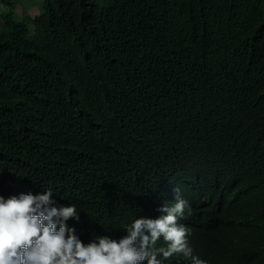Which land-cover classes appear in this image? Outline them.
<instances>
[{
	"label": "trees",
	"instance_id": "1",
	"mask_svg": "<svg viewBox=\"0 0 264 264\" xmlns=\"http://www.w3.org/2000/svg\"><path fill=\"white\" fill-rule=\"evenodd\" d=\"M5 2L0 264H264V0Z\"/></svg>",
	"mask_w": 264,
	"mask_h": 264
},
{
	"label": "clouds",
	"instance_id": "2",
	"mask_svg": "<svg viewBox=\"0 0 264 264\" xmlns=\"http://www.w3.org/2000/svg\"><path fill=\"white\" fill-rule=\"evenodd\" d=\"M40 7V5H39ZM40 8L38 12L35 15H32L27 9L25 12L21 13L20 16L16 15L17 17H22L23 14H28L31 17H35L39 15ZM180 207L178 204V201L176 199H161L158 198L157 203L154 207H151L152 212H150L147 209V212L149 215H146V222H148V236L152 240H158L162 234V232H159V228L163 225H168V222L170 221L173 226L175 224L172 222V219L178 217V212H180Z\"/></svg>",
	"mask_w": 264,
	"mask_h": 264
},
{
	"label": "rangeland",
	"instance_id": "3",
	"mask_svg": "<svg viewBox=\"0 0 264 264\" xmlns=\"http://www.w3.org/2000/svg\"><path fill=\"white\" fill-rule=\"evenodd\" d=\"M10 2H13V4H16L15 6V13L16 15L20 16L21 13L25 12L27 8L31 10V12H34V9L36 8L37 12L39 10V5L41 0H7ZM10 5L8 3H4V0H0V18L1 14L4 13L7 10V7Z\"/></svg>",
	"mask_w": 264,
	"mask_h": 264
},
{
	"label": "crops",
	"instance_id": "4",
	"mask_svg": "<svg viewBox=\"0 0 264 264\" xmlns=\"http://www.w3.org/2000/svg\"><path fill=\"white\" fill-rule=\"evenodd\" d=\"M27 10H28L32 15H35V14L37 13L36 8L34 9V12H36V13L31 12V10H30L29 8H27Z\"/></svg>",
	"mask_w": 264,
	"mask_h": 264
}]
</instances>
